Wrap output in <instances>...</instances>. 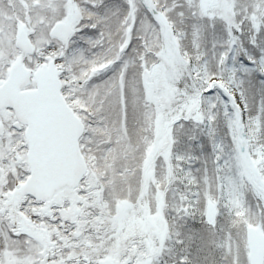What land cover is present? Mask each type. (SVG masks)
Listing matches in <instances>:
<instances>
[{"label": "snow or ice", "instance_id": "snow-or-ice-1", "mask_svg": "<svg viewBox=\"0 0 264 264\" xmlns=\"http://www.w3.org/2000/svg\"><path fill=\"white\" fill-rule=\"evenodd\" d=\"M0 264H264V0H0Z\"/></svg>", "mask_w": 264, "mask_h": 264}]
</instances>
